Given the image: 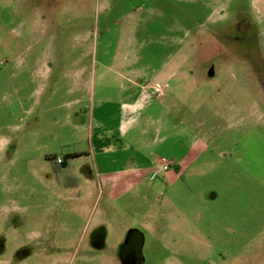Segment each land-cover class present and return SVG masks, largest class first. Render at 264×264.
Here are the masks:
<instances>
[{"label": "rangeland", "instance_id": "obj_1", "mask_svg": "<svg viewBox=\"0 0 264 264\" xmlns=\"http://www.w3.org/2000/svg\"><path fill=\"white\" fill-rule=\"evenodd\" d=\"M133 53L192 57L165 96L143 88L179 108L181 156L207 147L109 202L72 155L95 104L77 79L110 74L115 100ZM0 264H264V0H0Z\"/></svg>", "mask_w": 264, "mask_h": 264}, {"label": "crops", "instance_id": "obj_2", "mask_svg": "<svg viewBox=\"0 0 264 264\" xmlns=\"http://www.w3.org/2000/svg\"><path fill=\"white\" fill-rule=\"evenodd\" d=\"M177 43L180 44L181 41L177 39ZM191 58L185 54L173 55L156 66L148 61L143 62V59L134 53L129 55L120 62L123 66L122 72L115 73L113 78L114 86L118 88L114 91L115 100L109 94L110 74L93 73L87 77L84 73L78 75L77 91H90L92 102L95 104L88 126L89 150L74 151L72 154H86L92 157L95 169L101 172L98 199L102 198L101 194L106 191L109 202L117 201L135 185L139 186L143 177L152 174L156 161L162 159L161 155H165L163 158L172 162L170 170L175 171L177 176L193 168L199 159L198 155H202L206 150L207 145L196 139L187 153L181 156L178 152L181 125L179 108L170 107L168 102L163 100L158 105L159 112H152V97L145 87L143 88L146 79H149L150 85L170 84L176 75L182 73ZM98 81H101V92L96 88ZM100 93H103V98L96 97ZM81 128H86V125L82 124ZM151 128H154L156 134L150 138ZM198 141H202L203 145H199ZM149 145L156 147L158 153L154 150L150 155L142 154V150L147 149ZM140 155L146 159L139 158ZM166 175L172 177L170 173ZM81 187L85 189L88 185ZM153 208V205L148 207L149 210L143 215L147 216Z\"/></svg>", "mask_w": 264, "mask_h": 264}, {"label": "built area", "instance_id": "obj_3", "mask_svg": "<svg viewBox=\"0 0 264 264\" xmlns=\"http://www.w3.org/2000/svg\"><path fill=\"white\" fill-rule=\"evenodd\" d=\"M165 85L167 84H158L156 85L154 88V91H153V94H155L156 96L158 97H163L166 95V91H165ZM58 162H61L62 159L61 158H58L57 159ZM172 167V162L170 160H167V159H159L158 161H156L155 163V167L153 169V172L151 174V180H156L158 179L162 173H165V172H168Z\"/></svg>", "mask_w": 264, "mask_h": 264}, {"label": "trees", "instance_id": "obj_4", "mask_svg": "<svg viewBox=\"0 0 264 264\" xmlns=\"http://www.w3.org/2000/svg\"><path fill=\"white\" fill-rule=\"evenodd\" d=\"M72 155L76 156V154H72ZM48 158L51 159L54 163V171L59 172L61 170L62 163H59L55 157L49 156Z\"/></svg>", "mask_w": 264, "mask_h": 264}, {"label": "flooded vegetation", "instance_id": "obj_5", "mask_svg": "<svg viewBox=\"0 0 264 264\" xmlns=\"http://www.w3.org/2000/svg\"><path fill=\"white\" fill-rule=\"evenodd\" d=\"M242 29V28H241ZM59 163H62V164H65L66 163V161H64L63 159H62V161L61 162H59ZM60 172V171H59ZM59 172H56V174L58 175L59 174ZM69 181H73V179L71 178V179H68V181L66 182V185H70V186H74V185H77V182L76 183H69ZM74 181H77V180H74Z\"/></svg>", "mask_w": 264, "mask_h": 264}]
</instances>
